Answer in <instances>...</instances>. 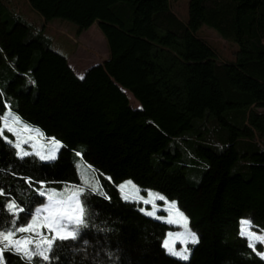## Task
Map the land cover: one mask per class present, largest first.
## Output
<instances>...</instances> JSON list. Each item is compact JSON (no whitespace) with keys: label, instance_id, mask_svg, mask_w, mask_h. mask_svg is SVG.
<instances>
[{"label":"trees","instance_id":"16d2710c","mask_svg":"<svg viewBox=\"0 0 264 264\" xmlns=\"http://www.w3.org/2000/svg\"><path fill=\"white\" fill-rule=\"evenodd\" d=\"M28 1L46 21L70 20L80 31L96 23L108 56L80 78L20 16H0V120L11 109L62 144L56 159L43 161L18 158L0 139V228L11 226L8 199L25 208L17 224L26 223L46 201L39 191L85 187L76 238L55 241L50 261L6 253L9 264H264L261 244L250 247L240 231L246 221L264 232V0H189L186 22L171 0ZM204 24L237 44L228 59L198 38ZM212 126L218 138L208 139ZM200 136L206 141L192 140ZM183 141L192 144L185 160ZM75 158L97 187L84 185ZM197 166L201 179L192 185L184 171ZM126 179L187 216L198 237L187 260L162 247L174 225L121 196L116 187ZM21 236L40 250L39 235Z\"/></svg>","mask_w":264,"mask_h":264},{"label":"rangeland","instance_id":"374dc122","mask_svg":"<svg viewBox=\"0 0 264 264\" xmlns=\"http://www.w3.org/2000/svg\"><path fill=\"white\" fill-rule=\"evenodd\" d=\"M187 1L189 0L170 1L171 3H173L174 7L178 9V14L184 22H186L188 19ZM9 14H11V16H20L23 19L21 21H25L30 25L32 33H34V35H41L43 38H45L48 41L47 44H49L50 49L64 56L67 59L69 65L71 66L70 68H72L75 74L80 78L84 76L85 72L91 66H96V64L100 63L107 57V42H105L106 39L102 32L99 30V27L96 23H93L89 28L80 31L78 25L70 20L68 21L66 19L61 18H52L47 21L43 20V17L35 9L32 8L28 0H0V16L5 17ZM196 34L198 38H201L210 47H212L213 50L216 51L218 57L221 60L228 59L232 48H237V44L234 41L221 37L215 29L211 28L208 25H201V27L197 30ZM37 55L38 52H36L35 55L32 56V66L36 65L38 59ZM125 92L129 98L131 107H138L139 103L136 101L135 98H133V95L128 91ZM1 119L9 123L13 121L16 122V126L19 130L21 139L25 141L22 146L26 151L31 152L32 155H35L36 157H39L38 155H36L37 152L44 155L54 154L57 157V153L62 148V144L59 141L47 137L41 130H39L38 127L23 121L11 109L7 108L3 114V118ZM203 132L204 135L208 137V139L218 138L219 133L213 126L210 129L205 128ZM4 136H7L9 140L12 141H15L17 139L16 136L8 132L7 130H5ZM201 138H203V136H200V138L194 137L192 140L197 142ZM200 141L205 142L206 139H201ZM183 143V158L185 160V156L187 157L190 154V147L192 146V144H186L184 141ZM175 161L178 162L177 160ZM152 162L155 163L154 158ZM83 164L84 163L82 160L75 158V165L80 175L79 177H81L86 187H97L99 185L98 177L93 173L91 169L86 168ZM197 164L199 163H196V165ZM201 166H197V168L188 167L184 171L187 180L192 185H195L200 182V171H202ZM84 188L85 187L82 185H67L61 189H53L51 191H47V195L64 198L65 201H67V199L71 197L74 192H77L80 189ZM116 188H118L121 193V196L125 200H136L142 202L141 209L145 210L143 211V213H145L146 215L174 225L173 229H170L167 231V233H165V236L162 240L163 245L165 240H167L169 246L173 247L177 251H180L185 247L190 249L189 245L192 244L190 240L187 242V244H185L184 238L177 235L179 233L185 232V221H183V219L179 216V213L181 211L177 209L176 203L173 205L171 203L173 201H170L166 198L163 200L160 199V197L163 196L162 194L152 189H141L137 187V185L130 179H126L119 182ZM54 200L60 199L54 198ZM51 203L52 201L46 200L43 205ZM36 214L39 217V220L37 221V223L39 224L44 222V217L49 214V210L45 208H40V210ZM77 214H79L78 211ZM184 216L186 215L184 214ZM25 218L26 217L23 216L22 220ZM186 223L188 228L191 229L189 221H187ZM19 224L21 223H18L17 225ZM65 226H68V221H65ZM40 229L41 228H37L33 232H41ZM44 229L47 231V233H49L46 228ZM255 230L256 229H254L252 226H248L247 222L245 221L243 222L240 231L245 233L252 242L260 243L263 248L262 252H264V240H258L256 238L264 237V232L260 233ZM191 231L195 232L192 229ZM170 233L172 235H169ZM189 255L190 252L188 254V257Z\"/></svg>","mask_w":264,"mask_h":264},{"label":"snow or ice","instance_id":"6c2138e0","mask_svg":"<svg viewBox=\"0 0 264 264\" xmlns=\"http://www.w3.org/2000/svg\"><path fill=\"white\" fill-rule=\"evenodd\" d=\"M26 127V126H25ZM7 130L17 137L15 141L9 140L7 136H4V132ZM0 139H3L5 142L11 144L15 149V155L18 158L23 159L25 156L32 155L31 152H28L22 146L25 142L21 139L19 130L16 126V122L11 123L0 120ZM42 160H52L56 159L54 154H41L36 153ZM29 183H31V178H25ZM45 182L40 181V184L43 185ZM39 191V190H38ZM92 191H96L95 188ZM84 194V189H80L77 192H74L71 197L65 200H54L53 196L45 194L43 191H39V195L44 196L47 201H52L51 204H45L39 206L37 209L32 210L31 219L27 223H21L17 225L19 220L20 213L25 211L23 206L18 205L15 199H8L4 207L8 210L9 215L12 217L11 226L7 230L0 228V264H9V261L6 257V253L16 254L22 258L31 261L33 256L39 255L43 261H50L53 257L49 253L53 252L54 243L57 240H67L75 239L78 235L79 227L84 225V201L81 198ZM3 188H0V196H4ZM103 195V193H101ZM160 199H165L163 196ZM173 205L175 202H171ZM74 205V208H73ZM40 208H45L49 210V214L44 217V222L37 223L39 217L37 212ZM77 211L79 214H77ZM141 211H145L141 209ZM151 214V213H147ZM179 216L185 221V232L177 234L184 238L185 244L190 240L192 244L198 243L197 234L191 231L187 226V217L184 216L182 212L179 213ZM65 221H68V226H65ZM37 228H46L48 232L52 235V238L49 239L45 236L44 232H37L36 234L41 237L39 242L36 243V247L40 249L39 251H32L29 245L33 244L34 241L29 240L27 236H21L17 238V233H31ZM169 235H172L171 233ZM258 240H264V237H256ZM166 250L173 256L179 257L183 260L188 259V254L190 249L185 247L180 251L175 250L173 247L169 246L168 241L165 240L163 245ZM249 246L254 248V244L251 242ZM261 257H264V252L258 253Z\"/></svg>","mask_w":264,"mask_h":264},{"label":"crops","instance_id":"0c3cea01","mask_svg":"<svg viewBox=\"0 0 264 264\" xmlns=\"http://www.w3.org/2000/svg\"><path fill=\"white\" fill-rule=\"evenodd\" d=\"M107 56H108V54H107ZM106 58H107V57H106ZM106 58H105L104 60H106ZM104 60H102L100 63H102ZM136 108H140V105H139L138 107H136ZM53 198H55V199L58 198V199H60V200H61V199H64V198L55 197V196H53ZM64 200H65V199H64Z\"/></svg>","mask_w":264,"mask_h":264}]
</instances>
